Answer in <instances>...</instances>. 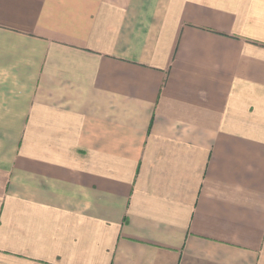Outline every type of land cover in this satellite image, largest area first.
Listing matches in <instances>:
<instances>
[{"label":"crops","instance_id":"0c3cea01","mask_svg":"<svg viewBox=\"0 0 264 264\" xmlns=\"http://www.w3.org/2000/svg\"><path fill=\"white\" fill-rule=\"evenodd\" d=\"M0 264H264V0H0Z\"/></svg>","mask_w":264,"mask_h":264}]
</instances>
